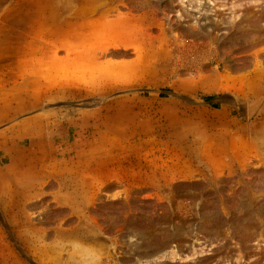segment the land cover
<instances>
[{
	"label": "rangeland",
	"instance_id": "1",
	"mask_svg": "<svg viewBox=\"0 0 264 264\" xmlns=\"http://www.w3.org/2000/svg\"><path fill=\"white\" fill-rule=\"evenodd\" d=\"M263 89L264 0H0V93L30 94L13 155L122 177L47 212L94 218L82 264H264ZM6 183L0 264H77L9 225Z\"/></svg>",
	"mask_w": 264,
	"mask_h": 264
},
{
	"label": "crops",
	"instance_id": "2",
	"mask_svg": "<svg viewBox=\"0 0 264 264\" xmlns=\"http://www.w3.org/2000/svg\"><path fill=\"white\" fill-rule=\"evenodd\" d=\"M27 71L30 72V67L26 71L24 68L23 83L29 81L27 80L29 77L25 73ZM251 78L247 74L238 77L246 85V89L245 92H242L243 85L240 82L235 89L237 99L243 98L245 94H255V87L250 83ZM249 84L252 86L251 88H249ZM263 91L264 89L259 90V92ZM241 94L242 96H240ZM20 99L24 101L23 104L18 102ZM29 99V91L19 95L8 94L5 90L0 93V163L7 169L5 175L0 174V179L5 178L7 181V219L13 228L35 230L37 232L34 236L36 239L31 241L46 244L52 252L71 246L75 253L76 263L82 264L86 260V253L96 250L98 246L102 245V240L96 236L95 223H92L94 218L84 215L82 219L81 217L77 218L76 222L69 226L60 227L55 219L52 222L47 212L53 208L57 209L58 206H68L70 210L76 212L88 211L86 197L94 195L100 185L110 190L111 182L121 180L122 177L116 175L115 172L112 174L109 167L103 168L101 172L95 171L94 168L87 172H66L64 171L66 167L62 165L71 163L69 158L47 159V157H31L28 154L13 155L17 149L29 152V148L26 149L19 145L20 142L17 144L16 138L27 136L30 127L25 120L16 125L10 123L14 116L23 113L25 108H29ZM25 100L28 101L25 103ZM246 142L252 146L256 144L254 130L250 136H247ZM9 150L10 152H8ZM11 152L12 156L4 162L2 155ZM48 197L49 201L46 200ZM47 203H50L49 207ZM90 227L93 228L91 230L93 235L88 232ZM12 236L15 241L14 232Z\"/></svg>",
	"mask_w": 264,
	"mask_h": 264
},
{
	"label": "trees",
	"instance_id": "3",
	"mask_svg": "<svg viewBox=\"0 0 264 264\" xmlns=\"http://www.w3.org/2000/svg\"><path fill=\"white\" fill-rule=\"evenodd\" d=\"M213 97H214V95L211 94V95H207V96H205L204 98H205L206 100H210V99H212ZM212 106L216 107L217 104H216V103H212Z\"/></svg>",
	"mask_w": 264,
	"mask_h": 264
},
{
	"label": "built area",
	"instance_id": "4",
	"mask_svg": "<svg viewBox=\"0 0 264 264\" xmlns=\"http://www.w3.org/2000/svg\"><path fill=\"white\" fill-rule=\"evenodd\" d=\"M106 264H110V262H107Z\"/></svg>",
	"mask_w": 264,
	"mask_h": 264
}]
</instances>
